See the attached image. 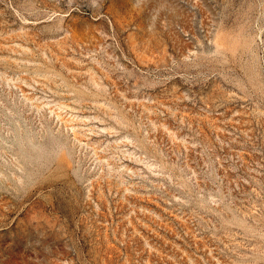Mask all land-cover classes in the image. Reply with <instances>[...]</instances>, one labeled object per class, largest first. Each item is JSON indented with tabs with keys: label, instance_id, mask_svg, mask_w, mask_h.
I'll return each mask as SVG.
<instances>
[{
	"label": "rangeland",
	"instance_id": "rangeland-1",
	"mask_svg": "<svg viewBox=\"0 0 264 264\" xmlns=\"http://www.w3.org/2000/svg\"><path fill=\"white\" fill-rule=\"evenodd\" d=\"M0 264H264V0H0Z\"/></svg>",
	"mask_w": 264,
	"mask_h": 264
}]
</instances>
